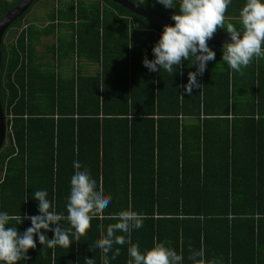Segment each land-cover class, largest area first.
Returning <instances> with one entry per match:
<instances>
[{
    "label": "trees",
    "instance_id": "obj_1",
    "mask_svg": "<svg viewBox=\"0 0 264 264\" xmlns=\"http://www.w3.org/2000/svg\"><path fill=\"white\" fill-rule=\"evenodd\" d=\"M19 1L0 0V18ZM37 1L0 41V213L21 216L12 224L23 233L27 217L40 215L33 193L45 190L50 210L67 216L78 161L111 197L105 217L123 210L143 217L131 232L141 252L155 241L181 254L182 264H193L189 256L200 249L206 264H264V57L235 72L222 60L225 42L208 40L215 59L189 96L191 59L173 75L143 64L163 32L153 22L109 0H69L51 8L44 27L23 24ZM128 1L174 25L177 0L175 9ZM55 26L68 32L57 36ZM115 222L94 217L79 241L70 235L69 248L50 249L34 236L35 249L17 264H103L95 241ZM128 247L114 244L109 264H127Z\"/></svg>",
    "mask_w": 264,
    "mask_h": 264
},
{
    "label": "clouds",
    "instance_id": "obj_2",
    "mask_svg": "<svg viewBox=\"0 0 264 264\" xmlns=\"http://www.w3.org/2000/svg\"><path fill=\"white\" fill-rule=\"evenodd\" d=\"M165 8L175 9L174 0H157ZM231 0H178L179 10L171 19L174 25H164L158 42L153 46L154 59L147 56L143 64L150 71H167L174 74L183 61L191 59V65H196V72L188 73V83L183 85L185 92L191 96L192 89L202 88L197 80L206 69L207 62L215 59V52L208 47L210 40L218 29H223L231 37V42L223 45L222 60L231 70L241 72L253 60L264 57V0H246L239 13L241 29L233 23L225 24V13ZM183 97V96H181ZM74 174L70 180V194L66 204L67 216L58 214L53 204L47 199L45 190L33 193L37 200L40 215L28 216L31 227L23 233L16 224L22 222L21 216H11L0 213V264H17L21 259H27L29 249H35L38 237L40 245L53 249L57 246L69 248L72 244L70 235L79 241L91 226V220L96 217L101 220L116 221L109 224L106 234L95 241V247L104 253L103 264H109L108 253L114 244L127 248L130 259L127 264H182L183 256L163 242H155L150 249L141 252L139 245L131 240V232L143 226V217L135 211L123 210L116 214L104 216V210L109 206L111 197L102 188L97 189L96 181L91 178L87 169L81 170L78 161H74ZM67 220L70 227L63 228L61 221ZM55 226V227H51ZM54 232V237L48 239L41 230ZM74 230V231H73ZM124 235H117V233ZM120 255L116 248L112 255L115 259ZM199 257V259H197ZM193 264H206L204 250L193 251L189 256ZM86 264H94L91 258H86Z\"/></svg>",
    "mask_w": 264,
    "mask_h": 264
},
{
    "label": "water",
    "instance_id": "obj_3",
    "mask_svg": "<svg viewBox=\"0 0 264 264\" xmlns=\"http://www.w3.org/2000/svg\"><path fill=\"white\" fill-rule=\"evenodd\" d=\"M33 0H20L18 4L13 7L11 10L7 11L1 18H0V41L1 38L9 27V25L17 19L26 9L29 7L30 3ZM112 1L119 6L123 7L124 9L128 10L134 15H137L141 18L149 20L163 29L164 25H173L168 21L138 7L129 2L128 0H109ZM211 41L217 42H231L230 35L225 34H214L213 37L210 39ZM4 116L2 115L1 108H0V147L4 140L5 136V124H4Z\"/></svg>",
    "mask_w": 264,
    "mask_h": 264
},
{
    "label": "crops",
    "instance_id": "obj_4",
    "mask_svg": "<svg viewBox=\"0 0 264 264\" xmlns=\"http://www.w3.org/2000/svg\"><path fill=\"white\" fill-rule=\"evenodd\" d=\"M67 1L69 0H51L50 5L48 6L47 10H46V19L48 17V15H50V10L53 7L55 9V7H57L58 4L60 5H65L67 3ZM178 1V0H177ZM88 2H93L91 0H88ZM98 2H100L98 0ZM246 3V0H231V3L228 6V9L225 13V22H238L240 23V19H239V13L240 10L242 9V7L244 6V4ZM43 3L41 2V0H38L36 2L35 5H33V7L30 9V11L27 13V15L24 18V23L23 24H33L36 28H42L46 25V19L45 21L41 22L40 20V16H37L38 12H44L43 10H37L36 14H34V10L39 7L40 5H42ZM34 14V15H33ZM27 21V23H26ZM56 24V22L54 23ZM241 26V24H239ZM24 27V26H23ZM61 30L62 32L65 31L66 33L68 32L67 28H61V29H57V27L55 26V32L56 35L58 36V31ZM61 33V32H59ZM56 37V36H54ZM263 249L264 250V246L263 244L260 246V250Z\"/></svg>",
    "mask_w": 264,
    "mask_h": 264
},
{
    "label": "rangeland",
    "instance_id": "obj_5",
    "mask_svg": "<svg viewBox=\"0 0 264 264\" xmlns=\"http://www.w3.org/2000/svg\"><path fill=\"white\" fill-rule=\"evenodd\" d=\"M41 2L43 3L42 5H40L39 7H37L33 12H34V14H36V12H37V10H43L44 12H38V14H37V16H40V20L39 21H41V22H43V21H45V19H46V10H47V8H48V6L50 5V3H51V0H41ZM33 14V15H34ZM13 35V33H9L8 35H7V37L5 38V43H9V41L11 40V37H13L12 36Z\"/></svg>",
    "mask_w": 264,
    "mask_h": 264
}]
</instances>
